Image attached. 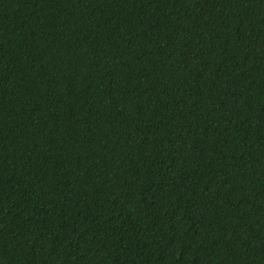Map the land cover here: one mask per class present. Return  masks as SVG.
Masks as SVG:
<instances>
[{
  "label": "trees",
  "instance_id": "trees-1",
  "mask_svg": "<svg viewBox=\"0 0 264 264\" xmlns=\"http://www.w3.org/2000/svg\"><path fill=\"white\" fill-rule=\"evenodd\" d=\"M0 264H264V0H0Z\"/></svg>",
  "mask_w": 264,
  "mask_h": 264
}]
</instances>
